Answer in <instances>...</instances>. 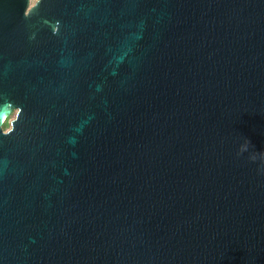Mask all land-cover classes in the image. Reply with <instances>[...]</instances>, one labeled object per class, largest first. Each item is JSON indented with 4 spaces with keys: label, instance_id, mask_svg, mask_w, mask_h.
I'll list each match as a JSON object with an SVG mask.
<instances>
[{
    "label": "water",
    "instance_id": "1",
    "mask_svg": "<svg viewBox=\"0 0 264 264\" xmlns=\"http://www.w3.org/2000/svg\"><path fill=\"white\" fill-rule=\"evenodd\" d=\"M253 150L264 0H0V264H264Z\"/></svg>",
    "mask_w": 264,
    "mask_h": 264
},
{
    "label": "clouds",
    "instance_id": "2",
    "mask_svg": "<svg viewBox=\"0 0 264 264\" xmlns=\"http://www.w3.org/2000/svg\"><path fill=\"white\" fill-rule=\"evenodd\" d=\"M250 146L253 149H255L254 146L251 144V142L247 138H245L244 139V142L239 147V153H243L245 151H248V149H249ZM258 156H259V159L261 160L262 164H264V151L257 152L255 150H253L250 153V155H249V159L252 160V161H256V159H257Z\"/></svg>",
    "mask_w": 264,
    "mask_h": 264
},
{
    "label": "rangeland",
    "instance_id": "3",
    "mask_svg": "<svg viewBox=\"0 0 264 264\" xmlns=\"http://www.w3.org/2000/svg\"><path fill=\"white\" fill-rule=\"evenodd\" d=\"M35 1H36V0H31V4L34 3ZM14 113H15V112H13V113L9 116L8 120L6 121V122L8 123V126H9V120H11V119L14 117ZM8 126H7V128H8Z\"/></svg>",
    "mask_w": 264,
    "mask_h": 264
},
{
    "label": "trees",
    "instance_id": "4",
    "mask_svg": "<svg viewBox=\"0 0 264 264\" xmlns=\"http://www.w3.org/2000/svg\"><path fill=\"white\" fill-rule=\"evenodd\" d=\"M7 126H8V123H7V122H5V123H4V125H3V127H5V128H6Z\"/></svg>",
    "mask_w": 264,
    "mask_h": 264
}]
</instances>
